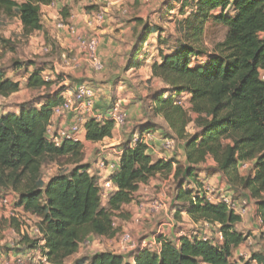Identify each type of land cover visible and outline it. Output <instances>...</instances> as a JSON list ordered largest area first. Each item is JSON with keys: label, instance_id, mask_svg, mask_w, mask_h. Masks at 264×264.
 <instances>
[{"label": "trees", "instance_id": "obj_1", "mask_svg": "<svg viewBox=\"0 0 264 264\" xmlns=\"http://www.w3.org/2000/svg\"><path fill=\"white\" fill-rule=\"evenodd\" d=\"M190 2L192 11L185 20L183 38L170 53L161 52L162 62L152 66L154 77L164 88L151 96L154 116L171 132L167 138L186 140L187 167L179 164L174 169L175 160H155L146 145L135 146L132 141L121 146L120 170L112 180L114 189L104 197L97 178L88 173L91 165L83 164L84 146L65 140L58 147L48 139V126L60 95H45L19 105L16 112L0 115V190L13 193L16 205L39 219L36 226L44 245L28 237L23 243L39 250L48 264H68L81 243L92 236L114 238L118 232L114 218L130 217L125 207L133 203L141 185L172 174L179 182L172 207L177 221L186 212L193 223L210 224L209 232L215 229L224 240L214 244L194 233L176 241L165 240L160 254L138 252L135 264H238L230 258L247 240L236 229L242 217L225 205L209 202L202 193L204 183L197 169L208 157L231 188L241 187L256 200L258 218L264 223V0ZM52 3L0 0V14L18 18L24 36L30 37L43 30L42 7ZM210 24L226 29L224 40L212 50L203 42ZM152 32L150 26L144 28L135 50V67L141 66L137 58ZM41 73L40 69L33 71L26 83L28 89L53 87L55 83L45 82ZM20 91V82L0 69V97L9 98ZM192 115L197 116L198 132L191 137L187 127L193 122ZM85 129L86 141L97 144L113 136L114 124L90 119ZM141 130L152 132L154 126H141ZM46 157L69 158L74 168L45 181L42 169ZM244 162H254L253 172L245 176L239 170ZM192 186L196 194L188 190ZM16 229L20 232V226ZM2 241L0 238V251ZM252 262L264 264V256H254L244 264ZM74 264L130 263L124 256L101 252Z\"/></svg>", "mask_w": 264, "mask_h": 264}, {"label": "rangeland", "instance_id": "obj_2", "mask_svg": "<svg viewBox=\"0 0 264 264\" xmlns=\"http://www.w3.org/2000/svg\"><path fill=\"white\" fill-rule=\"evenodd\" d=\"M17 1L21 2V0ZM190 1L192 0H144V4L142 5H136L134 0L122 1L123 4L121 5V10L117 14H120L119 18H122L121 20H125V22H129L131 21V19L133 20L138 16L137 19L139 24L137 37L139 39L142 36V33L144 32V28L146 26H150L153 30L152 34L148 38V41L144 44L143 51L140 55L142 56L140 72L137 73L136 71H134V74H136V82H131V74L129 77L125 76L126 78L124 76L119 77L114 82V85H116V87L120 85V82H124V86L122 89L123 91L120 92H124L125 90H127L129 93H131L132 91L133 94H138L136 96H140L137 97V102L141 106L140 108L143 112L142 116L137 118L131 116V113L129 111L131 100L125 99L124 101L122 93L120 94V98H117L116 96L118 91H115L114 87L110 88L111 93L107 96V98L110 100V105L118 99L121 100L124 103L128 114V124L123 128V130H121V133L117 136L121 138L119 140L120 146L128 144L132 141L134 142L135 139L138 138L141 134V126L151 124L152 126H154V130H152V132L150 133L152 137L150 146L155 151H157L156 153H153L154 151H152L153 154H151V156L155 160L158 159L159 155L168 156L169 160H175L176 162V164L173 165L174 169H176L179 164L182 167L188 166L185 160L186 153L184 150V144L186 140L178 139L176 137L167 138V134H171L167 124L161 118L155 117L153 114L151 96L153 93L159 92L161 89H163L164 86L159 79L154 77L152 66L156 62L159 64L162 62L160 57L161 52H163L164 54L170 53L177 46L178 41L183 38L182 33L185 26L184 23L186 18H188L189 14L192 11ZM110 2H113V0H110ZM184 5H186L187 7L183 8ZM100 6L105 5H99L97 8L99 9ZM82 9L90 11L91 8L83 6ZM69 10L70 9L68 7H65L63 9V15L60 19L61 22L66 23L65 18L68 17ZM44 16H47V13L42 11V21ZM110 18H114V16H110L109 13L108 19ZM18 24L19 19H10L5 17L3 14H0V69L6 71L7 76L14 81H20L22 85L21 91L19 93L9 98L0 97V115L7 114L9 112H16L19 105L25 102L33 101L34 99L49 94L57 95V92L59 91L62 92V89H59L58 85H60V83H63L58 81H55L56 84H54L50 90L36 91L27 88V81L23 80L26 77L23 70L27 69V71L29 72L31 66H33L32 70L36 69L35 66H38V69L41 70V67H43V65H47V63L45 62L46 59L52 58V55L54 54L59 55V53L53 45L52 40L50 44L48 43V45L52 48L51 53L47 54L45 52H41L40 55L31 52L30 49L33 45L30 43V37L24 36L23 30H21V27ZM225 34L226 29L223 26L219 24H210L206 29L203 42L207 48L212 50L216 43L224 40ZM43 47L44 45L41 46V48ZM48 65L51 66L48 70H46V72L52 71L53 62L50 61ZM262 78L264 79V72H262ZM75 85L76 84H74L73 80H70L68 85L63 86L64 89L74 90ZM97 108L102 111L101 107ZM192 118L193 122H191L187 127V133L191 137L198 132L197 125L194 122V120L197 119V116L192 115ZM166 140L174 142V149L171 150L164 147ZM110 144H113V142L109 141V143H106L104 146H110L111 148H114ZM118 148H109L111 151H107V149L105 150V148L104 150H101V148L99 147L86 146V148L83 149V164L93 165L99 158H103L107 160L109 164H113L118 161L116 152L122 151ZM69 162V158L55 159L46 157L43 160V179L47 180V178L58 175L60 174V172H69L74 168V165L69 164ZM252 169L253 168L251 167V170L250 172H248V174L253 172ZM197 174L199 175V178L203 183L208 181L209 176L212 177L213 181H209L206 184H208L209 186L213 185V187L215 188V191L212 195L213 197H216V200L220 198L221 195L227 194L231 195L234 200L239 201L240 203L246 201V205H248L249 207L247 213L243 216L244 219H242V222L239 223L236 228L239 233H242L245 237H247V239H250L249 242H251L252 244H246L245 241L239 249L234 250L230 261H251L254 256H264V226L259 223L257 218L258 214L257 212L255 213V210L257 209L256 200H254L250 196V193L248 191H245L241 187L231 188L227 180L217 172V164L211 157H208V161L206 164L201 165L197 169ZM172 175L158 176L147 185V189L142 188L141 190H139V192L136 194L137 198L135 199V202L125 207V214L130 215V217L124 219L116 216L114 218L115 228L118 231L117 236L112 239L99 238L94 236L90 237L87 240L90 242V246L92 247L89 248V246L87 248H84L83 250H79L78 254L67 260V263L74 264L79 259L92 257L99 252H111L114 254H118L120 252V250L118 249L120 234L125 229L130 231L136 244H139L143 238L154 235L158 231V229L162 227L163 223H166L164 213L161 212L154 218L137 224L134 223L133 216L136 213V210L139 208V205L148 204L152 201L157 200V198H163V202L168 205L167 211L169 212L171 210L175 203V196L179 184V182L176 181L174 175ZM223 183L224 186H222ZM188 190H191L193 194L197 193V189L193 186L189 187ZM205 192L207 191L205 190V188H203L202 193L205 194ZM4 196H13V202H16V198L13 193L8 192L7 190H0V199ZM246 205H242V207L244 208L246 207ZM12 208H14V206H0V238L3 240V250L0 251V264H20L15 261L17 260V256L20 257L23 264H43L39 259L42 256V254H40V251L31 250L29 249L27 244L23 243V238L27 237L28 234H31L32 228L36 226V224L39 222V219L34 216H27V214L24 213H17L19 218L18 220H16V222H13V219H9L12 214ZM17 226H20V232L17 231ZM253 226H257L258 229H252ZM167 228L168 227H163L162 229L165 231L166 235L171 241H176L177 239H175L171 235V233L167 231ZM182 228L187 229L185 233H194L195 235H201V232H198L200 231L199 229H188L186 227ZM182 228H179V230H181ZM176 233H178V231ZM98 242L100 244H96ZM13 251L21 253V255H11ZM252 264L257 263L252 262Z\"/></svg>", "mask_w": 264, "mask_h": 264}, {"label": "built area", "instance_id": "obj_3", "mask_svg": "<svg viewBox=\"0 0 264 264\" xmlns=\"http://www.w3.org/2000/svg\"><path fill=\"white\" fill-rule=\"evenodd\" d=\"M105 2V6H100L99 9L94 10L88 14L87 35L78 34L72 24L63 22L58 24L59 29H66L75 36L78 43L79 53H75L74 50H65L61 52L58 58L53 62L52 71L46 72V70H44L41 73L42 79L47 83L56 84L55 81L63 83H60V85H58L59 89H62V92L59 94L61 100L60 103L53 108L52 117L48 126V139L52 144H55L58 147L61 146L65 140H73L82 144L84 134L86 133V124L90 119H94L101 123L107 121L112 122L114 124L113 132L116 133V136H118L121 133V130H123V128L128 124V114L126 111V107L121 100H116L107 110V112L102 113L97 110L96 106L98 90L90 82L78 84L74 90L64 89L63 86L64 81H66L70 75L78 72L84 66H88L92 71L96 73H103L106 70V64L99 55V49L103 40L105 26L109 16L108 5L111 4L110 0H105ZM54 4L55 3L53 0V3L51 5ZM42 52H45L47 54L51 53V46H49L48 44L44 45V47L42 48ZM67 117H71L72 121L70 126H63L61 128L55 126L56 120ZM150 133L151 132H141L140 136L135 139L134 145H146L148 147V153L151 155L153 153H156L157 151H155L150 146V141L152 138ZM174 145L175 144L173 141L166 140L164 147L166 149L172 150L174 149ZM109 148L111 147L105 146V149ZM152 151L154 152L152 153ZM116 154L118 157L117 162L109 164L107 160L99 158L88 171L90 176L97 178L104 197H106L108 193L113 191V176L120 170V162L123 152L119 151L116 152ZM164 160L168 159L165 158ZM253 165V162L241 163L239 165L240 173L243 176L247 175L248 172H250L251 167L253 168ZM48 179L49 178H47V180ZM204 184V188L207 191L205 192V196L209 202L215 205H225L230 211L241 217H243L247 213L249 207L248 205H246V201L240 203L239 201L234 200L231 195L227 194L221 195V197L216 200V197H213V195L207 196V193H211L210 191L214 190V188H212L211 185L209 186L206 183ZM144 186L147 187V185ZM13 201V196H4L0 199L1 207L14 206V208H12V214L9 219L18 220L19 217L17 213H24L27 214V216H32L31 214L26 213L23 208L18 207L16 205V202ZM163 201V198H157V200L152 201L148 204L139 205V208L136 210V213L133 216V221L136 224L147 221L162 212L164 213L166 223H163L162 227L159 228L154 235L143 238L139 244H136L129 230H123L120 234V241L118 244V249L120 250V252L118 254L115 253L116 255L124 256L128 263L135 264V257L138 252L149 251L157 254H160L162 252L163 242L165 240H170L162 228L168 227L167 229H175L178 227L176 211L171 208L169 213L167 211L168 205ZM133 202H135V200ZM242 205H246V207L243 208ZM181 215L182 218L188 216L186 212H182ZM258 221L261 225L264 226V223L260 218H258ZM197 225L199 226L198 229L200 230L199 232H201L200 237L203 241L212 242L214 244H221L223 242L224 238L220 232L218 233V237L216 239H214L209 233H207L212 228L210 224L204 223ZM31 231V234L27 233V237L30 240H39L40 245H44V241L42 240L43 234L40 231L39 227L34 226ZM179 234L180 238L190 235V233H185L184 230L180 231ZM249 240L250 239L246 240V244L248 243L250 245L252 243L249 242ZM96 244L100 243L98 242ZM90 245V242L86 240L81 243L79 250H83ZM91 247L92 246H90L89 248ZM39 259L43 264H48L47 258L45 256L42 255ZM15 261H17V263L23 264L19 256H17V260Z\"/></svg>", "mask_w": 264, "mask_h": 264}, {"label": "crops", "instance_id": "obj_4", "mask_svg": "<svg viewBox=\"0 0 264 264\" xmlns=\"http://www.w3.org/2000/svg\"><path fill=\"white\" fill-rule=\"evenodd\" d=\"M112 1V0H111ZM135 4L142 5L144 4V0H134ZM54 5L51 6H44L42 7V11L47 13V16L43 17V30L38 31L30 36L31 44L33 45L30 49L31 52L34 54H40L42 52V45L50 44L51 40L53 41V45L57 49V52L60 54L61 52L65 50H74L75 53H79L78 49V43L76 41V38L73 34H71L66 29H59L58 24L61 22L62 18V12L65 7H68L69 14L68 17L65 18L66 23L72 24L77 33L80 35H87L88 34V14L93 11L97 10L99 5H106L104 0H54ZM133 3V2H131ZM122 0H113L111 2V5H108V10L110 11V16H114V18L108 19V23L105 26V31L103 35V40L99 49V55L101 59L106 64V70L102 74H97L94 71H92L88 66H84L81 70L78 72L73 73L69 76V79L64 81V85H68L70 80H73L75 85V88L78 84L84 83V82H90L96 89H98V98H97V107H101L102 111H100L98 108L97 110L99 112L105 113L107 110L111 107L110 100L107 98V96L111 93L110 88L114 87L115 91L117 92V98H120V94L122 93L124 101L125 99H130V107L129 111L131 113V116L134 118L141 117L142 116V109L140 108V104L137 102L138 94H133L132 91L129 93L127 90L123 91V84L124 82H120L119 86L116 87L114 85L117 78L122 76H130L131 74V82H136L134 71L137 73L140 72L141 67H135V62L133 59L135 58V50L137 48V44L139 41V38L137 37V30H138V19L135 17V21L131 19L129 22H125V20H121L122 18H119L120 14H117L121 10ZM113 5V6H112ZM83 6H87L90 9V11L83 10ZM41 11V12H42ZM89 12V13H88ZM67 15V14H65ZM18 19V18H16ZM60 20V21H59ZM22 30V24L19 20V24ZM145 50V48H144ZM59 55H52V58L46 59L45 62L47 65H43L41 67V70H48L51 65H48L50 61L54 62ZM141 57L137 58V61H141ZM36 69H38V66H35ZM33 66L30 67L29 72L27 69H24L26 77L23 79L24 81H27L31 74L33 73L32 70ZM134 77V78H133ZM126 78V77H125ZM124 78V79H125ZM134 79V80H133ZM126 80V79H125ZM20 82V81H19ZM21 84V83H20ZM97 86V87H96ZM22 87V85H21ZM117 89V90H116ZM127 103V102H126ZM71 117L67 118H60L56 120L55 126L58 128H61L63 126H70L71 124ZM121 138L116 136V133L113 132V136L111 138L105 139L103 142L93 144L86 141V133L84 134V139L82 142V145L84 148L86 146H92V147H99L101 150H104L105 144L109 143V141L113 142L112 147H121L119 140ZM103 146V147H101ZM111 149V148H110ZM107 151H111V150ZM121 150V148H118ZM106 150V149H105ZM118 150V151H119ZM168 159V156L159 155L158 159ZM116 159V157H115ZM254 164V162H253ZM93 166L92 164H90ZM152 181V180H151ZM209 181H213L212 177H208V181L205 183H208ZM225 182V181H224ZM151 183V182H150ZM224 186V183L222 184ZM212 188L213 185H211ZM142 188L147 189L148 187L141 185L140 190ZM214 190H211V193H207V196H211L213 194ZM137 198V196H135ZM134 203V202H133ZM132 203V204H133ZM257 212V209L255 210V213ZM258 218V215H257ZM242 219H244L242 217ZM182 227H186L188 229H198V225L193 223V221L189 218V216L183 217L181 221H178V227L177 229H167L169 233L175 238L179 239L180 234L179 232L184 230V232L187 229H184ZM237 227V226H236ZM179 228H182L179 230ZM237 229V228H236ZM252 229L257 230V226H253ZM178 233H176L177 231ZM218 232V231H217ZM214 229L213 232H207L209 233L214 239L218 237V233ZM9 248V247H8ZM240 248V247H239ZM237 248V249H239ZM234 252V251H233ZM11 255H21V253L18 252H12ZM247 260L244 261H237L238 264H244Z\"/></svg>", "mask_w": 264, "mask_h": 264}, {"label": "water", "instance_id": "obj_5", "mask_svg": "<svg viewBox=\"0 0 264 264\" xmlns=\"http://www.w3.org/2000/svg\"><path fill=\"white\" fill-rule=\"evenodd\" d=\"M61 93V91L57 92V96Z\"/></svg>", "mask_w": 264, "mask_h": 264}]
</instances>
